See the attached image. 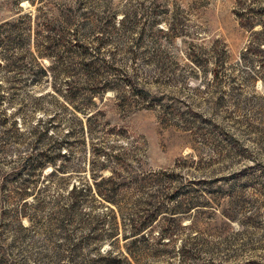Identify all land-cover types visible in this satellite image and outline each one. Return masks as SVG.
Here are the masks:
<instances>
[{
  "label": "rangeland",
  "instance_id": "rangeland-1",
  "mask_svg": "<svg viewBox=\"0 0 264 264\" xmlns=\"http://www.w3.org/2000/svg\"><path fill=\"white\" fill-rule=\"evenodd\" d=\"M7 21L0 264H264V0H0ZM30 157L55 161L23 207Z\"/></svg>",
  "mask_w": 264,
  "mask_h": 264
},
{
  "label": "trees",
  "instance_id": "trees-1",
  "mask_svg": "<svg viewBox=\"0 0 264 264\" xmlns=\"http://www.w3.org/2000/svg\"><path fill=\"white\" fill-rule=\"evenodd\" d=\"M7 24H9L8 21L5 22L4 24H1L0 25V30H1L2 27H4ZM1 34H3V33H1ZM257 34H258V36H257V38H255V41H254L253 45H255V44L260 45V43L264 41V32L263 31H260ZM15 40H16V37H12L11 34L7 35V38L0 37V46H1V44H5V42H14ZM96 50L94 51L96 54L98 52L100 53V47H96ZM92 53H93V51L90 52V54H92ZM83 54L85 55L87 53L84 52ZM6 60H8V59L6 58ZM9 60L11 62L13 61V59H10V58H9ZM100 61H102V63H105V62L109 63V60L106 59V57H104V56L102 57V59H100ZM98 62L99 61L95 60L92 63L88 64L87 66L89 68L96 67V66H100ZM260 62H263V60L261 58H260ZM218 66L220 67L221 65L218 64ZM213 72H214V77L216 79H219V78L222 77L220 68H218L217 70H215ZM0 87H1V84H0ZM135 94L138 95V93H135ZM4 102H5V96L0 94V105L3 104ZM81 104L85 106L84 109H83L84 111H86V110H88V108H90L89 107L90 105H89L88 102H83ZM1 110H3V109H1ZM3 111H2L3 117H1V120H2L3 124H6V123L9 122V117H7V114L5 112H3ZM84 114L87 117V120L90 121L92 115L91 116H87V114H88L87 112H84ZM81 122H82V120H81ZM12 123H13V129L6 131V133L7 132L10 133V131L20 132V129L17 126V123L15 121L12 122ZM89 127L92 128L91 124L89 125ZM45 131H48V130H45ZM53 161H55V157H49L48 159H44L43 157H37L36 159L30 157L29 162L27 164L29 166L28 167L29 177L27 179H25L24 182L22 183L23 190L20 191V193H19V195H20V197L22 199L23 207L27 206L28 203H32L33 202V201L32 202H29L27 200L28 197L32 194L31 193L32 191L31 190H28V186L31 185V184H35L36 183V180L34 179L33 173L36 170L42 168L46 163L53 162ZM108 181H111L113 184L115 183V182H113L114 181V177H110V179ZM96 183H98V182H96ZM100 183H104V180L102 179V182L100 181ZM96 185H99V184H96ZM85 191H90V187H88V186L87 187L86 186L79 187L77 185H73L72 186V189L69 192L70 195H71V198H72V202L65 209L66 210V213H68V215L72 214L73 211L75 209H77V207L79 205V202H80V199H81L80 197H81V195H85L84 194ZM86 195H87V193H86ZM36 196H37V194L34 197H32L34 201L36 200L35 199ZM133 221L134 222H133V225L132 226L133 227L135 226L134 227L135 228L134 229L135 231L133 232V236H135V238H137L138 235H144L145 234V230H146L145 227L147 226V224H148L147 222L148 221L136 222L137 219H133Z\"/></svg>",
  "mask_w": 264,
  "mask_h": 264
}]
</instances>
